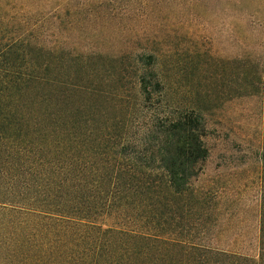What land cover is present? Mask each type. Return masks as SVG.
Returning <instances> with one entry per match:
<instances>
[{"label":"trees","instance_id":"obj_1","mask_svg":"<svg viewBox=\"0 0 264 264\" xmlns=\"http://www.w3.org/2000/svg\"><path fill=\"white\" fill-rule=\"evenodd\" d=\"M108 58L0 38V264H264V58L226 61L262 96L254 255L201 243L203 110L169 99L156 55Z\"/></svg>","mask_w":264,"mask_h":264},{"label":"rangeland","instance_id":"obj_2","mask_svg":"<svg viewBox=\"0 0 264 264\" xmlns=\"http://www.w3.org/2000/svg\"><path fill=\"white\" fill-rule=\"evenodd\" d=\"M0 38L125 58L124 65L156 55L169 99L200 107L207 120L210 156L194 186L215 201L201 243L256 253L262 96L226 61L264 58V0H0ZM116 66L107 62L103 70Z\"/></svg>","mask_w":264,"mask_h":264}]
</instances>
